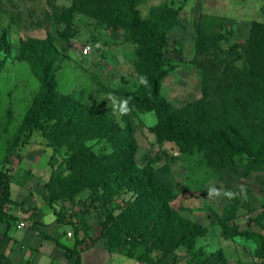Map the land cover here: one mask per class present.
<instances>
[{"label":"rangeland","instance_id":"374dc122","mask_svg":"<svg viewBox=\"0 0 264 264\" xmlns=\"http://www.w3.org/2000/svg\"><path fill=\"white\" fill-rule=\"evenodd\" d=\"M112 5L123 9L116 0H0V36L8 47L0 51V171L9 189L13 184L12 195L23 191L51 210L67 225L66 236L80 240L81 250L98 244L137 264H187L192 250L201 248L221 250L228 264H264L254 240L264 237V168L244 174L237 161L232 170L223 164L218 146L181 151L156 136L154 112L116 108L117 94L142 89V59L134 40L101 22ZM163 5L177 10V23L164 46L175 68L161 80L160 95L194 126L208 123L234 143H264V60L248 42L249 30L236 31L217 0H137L135 8L145 18ZM41 40L61 58L58 91L112 110L116 118L124 115L137 147L135 164L150 171L172 211L206 226L191 247L165 253L147 220L123 221L132 192L119 188L102 199L101 187L75 181L65 164L66 147L54 150L46 133L34 130L13 145L15 128L40 92L31 63L20 57ZM86 44L90 53L81 56ZM86 144H95L96 152L109 149L96 139Z\"/></svg>","mask_w":264,"mask_h":264},{"label":"trees","instance_id":"16d2710c","mask_svg":"<svg viewBox=\"0 0 264 264\" xmlns=\"http://www.w3.org/2000/svg\"><path fill=\"white\" fill-rule=\"evenodd\" d=\"M136 1L116 0L123 9L112 5L100 17L107 27L114 31L122 30L127 39L134 40L138 44L137 54L142 59L139 68L142 89L117 94L116 108L121 113L130 106L143 112H154L156 122L152 129L156 136L174 142L181 151L194 153L218 146L223 164L232 170H236L237 161L242 165L244 174L264 168V143H234L209 127L208 123L194 126L186 120L183 110L173 108L160 95L161 80L175 68L173 60L165 56L164 46L169 30L177 23V10L163 5L151 9L147 17L141 18L135 8ZM247 40L256 44L264 60V23L253 21ZM2 50H8L3 35L0 36ZM57 56L51 44L41 40L34 42L31 52L25 51L20 57L31 63L32 72L40 83V92L32 99L15 128L13 145L23 142L34 130L46 133L48 144L54 150L66 147L65 164L69 176L75 181L95 183L96 187L102 188V199L110 197L119 188L132 192L134 198L126 204L123 221L134 223L140 217V220H147L146 223L157 231L155 238L165 253L173 252L182 245L191 247L198 237L206 234V226L172 211L167 198L156 189L150 171L135 164L137 147L124 115L116 118L112 110L80 101L73 93L58 91L56 73L61 58L57 59ZM262 88L264 90V80ZM93 139L104 141L109 149L96 152L93 149L95 144H86ZM0 185L3 187L0 203H12L8 198V181L1 171ZM254 240L257 256L264 257V237ZM79 244L80 240L76 238L74 247L66 248V256H76V264H80ZM187 264L228 263L221 250L205 253L197 248L192 250Z\"/></svg>","mask_w":264,"mask_h":264},{"label":"crops","instance_id":"0c3cea01","mask_svg":"<svg viewBox=\"0 0 264 264\" xmlns=\"http://www.w3.org/2000/svg\"><path fill=\"white\" fill-rule=\"evenodd\" d=\"M217 5L235 30L244 34L253 21L264 20L262 0H217ZM229 8L236 11L230 13ZM12 185L8 198L19 204L8 203L0 216V264H76V256H66V248L72 249L76 239L66 236L67 225L23 191L16 190L15 198ZM78 250L80 264H137L117 253L109 254L98 244Z\"/></svg>","mask_w":264,"mask_h":264},{"label":"built area","instance_id":"2783aa9c","mask_svg":"<svg viewBox=\"0 0 264 264\" xmlns=\"http://www.w3.org/2000/svg\"><path fill=\"white\" fill-rule=\"evenodd\" d=\"M90 53V46L89 45H84L82 46V49L80 51L81 56H86ZM8 203H0V211L5 212V207Z\"/></svg>","mask_w":264,"mask_h":264},{"label":"water","instance_id":"95a60500","mask_svg":"<svg viewBox=\"0 0 264 264\" xmlns=\"http://www.w3.org/2000/svg\"><path fill=\"white\" fill-rule=\"evenodd\" d=\"M71 46H72V48H74V46H73V44H72V43H71ZM76 54H77V55H79V53H78V52H76ZM118 60H119V61H122V57H121V56H118Z\"/></svg>","mask_w":264,"mask_h":264},{"label":"clouds","instance_id":"9594fccd","mask_svg":"<svg viewBox=\"0 0 264 264\" xmlns=\"http://www.w3.org/2000/svg\"><path fill=\"white\" fill-rule=\"evenodd\" d=\"M142 79V81H143V78H141Z\"/></svg>","mask_w":264,"mask_h":264}]
</instances>
